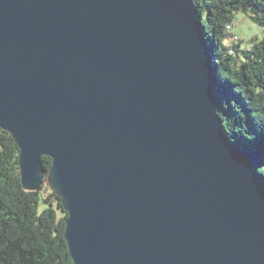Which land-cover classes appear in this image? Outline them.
<instances>
[{"label": "water", "instance_id": "obj_1", "mask_svg": "<svg viewBox=\"0 0 264 264\" xmlns=\"http://www.w3.org/2000/svg\"><path fill=\"white\" fill-rule=\"evenodd\" d=\"M195 0H0V128L67 211L73 264H264V146L221 129Z\"/></svg>", "mask_w": 264, "mask_h": 264}, {"label": "trees", "instance_id": "obj_2", "mask_svg": "<svg viewBox=\"0 0 264 264\" xmlns=\"http://www.w3.org/2000/svg\"><path fill=\"white\" fill-rule=\"evenodd\" d=\"M200 27L216 57V91L221 129L233 141L264 146V37L251 47L230 48L234 12L264 26V0H195ZM19 147L0 128V264H73L65 241L67 211L52 186L21 184ZM45 178L51 159L43 157ZM264 184V159L257 167Z\"/></svg>", "mask_w": 264, "mask_h": 264}, {"label": "rangeland", "instance_id": "obj_3", "mask_svg": "<svg viewBox=\"0 0 264 264\" xmlns=\"http://www.w3.org/2000/svg\"><path fill=\"white\" fill-rule=\"evenodd\" d=\"M229 30L233 35L223 40V44L230 48H233L235 44L240 49L251 47L253 42L264 37V26L253 21L249 14L240 11L234 12L233 26ZM45 179L48 183V178Z\"/></svg>", "mask_w": 264, "mask_h": 264}]
</instances>
